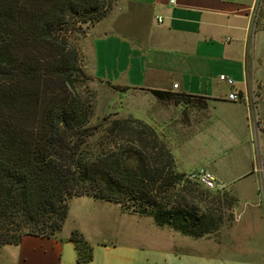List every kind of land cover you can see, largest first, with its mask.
<instances>
[{
  "label": "crops",
  "instance_id": "1",
  "mask_svg": "<svg viewBox=\"0 0 264 264\" xmlns=\"http://www.w3.org/2000/svg\"><path fill=\"white\" fill-rule=\"evenodd\" d=\"M252 7L253 0H114L83 38V68L94 79L202 98L203 107L196 99L173 104L192 111L185 126L193 130L170 150L177 172L209 169L216 188L231 196L218 229L182 235L104 202L92 207L99 213L87 230L61 228L56 236L25 235L0 246V264H79L72 230L92 249L83 264H264V157L259 161L255 143L261 137L264 153V0L257 19ZM232 89L243 98L229 100Z\"/></svg>",
  "mask_w": 264,
  "mask_h": 264
},
{
  "label": "trees",
  "instance_id": "2",
  "mask_svg": "<svg viewBox=\"0 0 264 264\" xmlns=\"http://www.w3.org/2000/svg\"><path fill=\"white\" fill-rule=\"evenodd\" d=\"M113 5L114 0H0V246L25 235L56 236L69 200L78 196L116 203L195 238L214 233L224 219L216 209L203 212L176 197L188 189L186 182L177 186L185 173L175 170L171 150L152 127L112 114L90 123L91 104L80 84L91 77L72 38ZM148 92L160 102L196 99L204 106L190 94ZM68 240L77 263L91 260V246L79 231L72 230Z\"/></svg>",
  "mask_w": 264,
  "mask_h": 264
},
{
  "label": "rangeland",
  "instance_id": "3",
  "mask_svg": "<svg viewBox=\"0 0 264 264\" xmlns=\"http://www.w3.org/2000/svg\"><path fill=\"white\" fill-rule=\"evenodd\" d=\"M90 29L91 26L87 27L84 33L73 35L72 38L73 45L80 55L82 68L84 51L82 47L83 38ZM83 69L86 75L91 77L84 79L80 84V91L83 97L91 104V124H97L105 115L111 114V118L137 119L152 127L156 135H158V139L164 141L169 149L170 146H181L185 143L187 135L193 130V127L188 128L185 126L187 113L191 112L193 117L192 111L181 109L179 106H174L173 104L160 102L147 90L126 89L122 92L117 91L109 84L94 79L88 67ZM260 131H262V129H260ZM100 135L101 131L95 134L91 141L96 143ZM259 136L262 135L259 133ZM255 143L257 146L256 156H258L260 161L262 157H264L261 137H258ZM243 162L244 161L240 162V164L242 163V168L243 165L245 166V162L244 164ZM258 170L260 171L261 169L258 168ZM186 187H188L186 192L177 191L176 197L179 200L185 198L189 205L194 204L203 212H207L208 208L216 209V211L212 210L215 215L220 213L222 216L224 215V219H227L228 204L229 201L232 200L230 195H223V190L218 188L200 191L196 188L197 185L194 182H187ZM104 202L106 201L96 200L89 196L71 198L68 204V214L62 226V233H65L72 226L87 230L90 227L91 221L95 220L96 213H99V210H94L92 207ZM105 217L106 215H104V218ZM93 223L94 222H92V224Z\"/></svg>",
  "mask_w": 264,
  "mask_h": 264
},
{
  "label": "built area",
  "instance_id": "4",
  "mask_svg": "<svg viewBox=\"0 0 264 264\" xmlns=\"http://www.w3.org/2000/svg\"><path fill=\"white\" fill-rule=\"evenodd\" d=\"M261 1L262 0H253V7H252V11H253V18L257 19L258 13H259V7L261 5ZM170 3H173L174 0H169ZM264 27V25H263ZM219 79L224 81L227 85H229L230 87L233 88L234 86V81L231 77H228L224 74L219 75ZM173 88H177V84L174 83L172 85ZM227 98L229 100H233V101H237L242 99L243 97L239 94V92L235 89H232L228 95ZM249 98V97H248ZM246 99L247 103L249 104L250 108H251V113L253 116V119L255 121V123H257L256 125L259 124L258 122V118H257V111H256V107L254 104V100L253 99ZM257 128L259 129V126H257ZM187 183V182H194L198 185H201L202 187H204L205 189H214L216 188V177L214 176V174L207 170L204 167H198L196 169H193L187 173L184 174V176L180 179V181L177 183V186L182 185L183 183Z\"/></svg>",
  "mask_w": 264,
  "mask_h": 264
}]
</instances>
